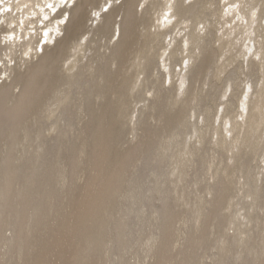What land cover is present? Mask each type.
I'll list each match as a JSON object with an SVG mask.
<instances>
[{
	"label": "bare ground",
	"instance_id": "6f19581e",
	"mask_svg": "<svg viewBox=\"0 0 264 264\" xmlns=\"http://www.w3.org/2000/svg\"><path fill=\"white\" fill-rule=\"evenodd\" d=\"M102 1L68 0L65 5L62 0H0V11L12 10L0 17L10 41L3 46L0 39V52L9 51L5 56L10 58L4 61L7 79L0 85V144L6 141L0 152V249L5 248L13 264H38L40 257L39 264H132L127 255L141 257L140 244L147 246L148 264H201L211 250L216 251L212 264H264V219L259 215L264 210V177H255L252 158L245 159L247 148L253 147L256 154L262 144L264 83L261 88L252 85L259 98H248L252 106L244 132L228 119L224 128L214 126L207 138L190 121L213 96L209 93L215 87L208 78L217 58L234 50L237 54L229 61L238 55L247 58L251 45L239 37L251 39L249 34L256 32L264 20V0H226L223 11L215 9L220 19L230 16L220 23L230 26L218 39L222 40L218 51L211 47L212 22L204 20L213 0H148L147 6L143 5L147 0H106L103 7L111 4L106 11L99 7ZM95 10L99 19L94 20L99 22L89 26ZM165 11L172 14L167 22ZM173 18L179 25L190 23L192 29L184 32L188 54L178 75L174 68L183 52L182 40L174 38L178 48L173 45L176 49L167 58L158 53L165 39L159 29ZM115 25L118 40L105 45L109 53L100 54L102 44L96 51L91 43L108 37ZM198 25H203L202 31ZM112 34L111 38L116 33ZM74 38L77 50L70 54ZM262 46L258 50L264 57ZM84 51L96 52L89 56ZM18 53L30 57L17 61ZM160 56L172 83L169 89L164 86ZM71 58L76 59L70 73L61 75L63 63ZM249 63L250 68L256 66ZM222 71L218 69V76ZM199 82L209 86L205 96ZM132 97L137 105L148 102L134 108L135 120ZM232 102L227 104L233 106ZM226 103L225 113L230 108ZM186 130L196 134V142L184 137ZM223 130L237 131L236 137L228 142ZM130 132L133 139L127 138ZM25 144L27 154L19 155ZM212 145L221 149L220 157H212ZM192 160L198 167L190 179ZM209 172L214 183L204 184ZM237 175L245 179V190L235 202ZM188 180L208 195L195 196L188 186H181ZM238 206L237 216L225 213ZM150 219L155 224L147 232ZM248 224L252 229L242 228ZM233 227L238 234L231 237Z\"/></svg>",
	"mask_w": 264,
	"mask_h": 264
},
{
	"label": "rangeland",
	"instance_id": "374dc122",
	"mask_svg": "<svg viewBox=\"0 0 264 264\" xmlns=\"http://www.w3.org/2000/svg\"><path fill=\"white\" fill-rule=\"evenodd\" d=\"M77 0H75V2H76ZM105 1L106 0H103L102 2H100L101 4L99 5V7L101 8H104V10L106 11V9L108 8L109 9V6L111 5V4H109V6L107 7V6H104L103 7V5H104V3H105ZM123 0H119V1H117L118 3L119 2H122ZM195 0H188L187 1V3H192V2H194ZM116 2V1H115ZM148 0L146 1V3L145 4H143V5H145V6H147V4H148ZM213 2V4L212 5H210V4H208L207 5V9L205 10V18L206 19H204L205 21H209V22H212V25H213V27H211L212 28V30H213V32L215 33V35H213V37H211L212 38V44H211V47L215 50V51H218L219 50V47H220V44L222 43L221 41L222 40H218L219 39V37L221 36V35H223V33H224V31L227 29V27L228 26H230V25H227V27L226 26H224L223 24H225L224 22L227 20V18L228 19H230L229 17H227V18H225L224 20L221 18H219L220 16H218V14H219V12H221V11H223L224 10V8L223 7H225L224 5H225V3L227 2L226 0L224 1V0H213L212 1ZM110 3V2H109ZM2 5V2H0V6ZM49 8V7H48ZM228 8V7H227ZM227 8H226V10H227ZM215 9H217V11H219V12H215L214 13V11H215ZM90 10V9H89ZM4 11V9H2L1 11H0V17L2 16V15H7L8 13H11V11L12 10H8L6 13H4L3 12ZM98 11L97 10H95V11H93V13H91L90 14V18L92 19V20H89V21H87L88 22V25L89 26H91L92 24L93 25H97L98 24V22L99 21H96V20H94V19H99L98 17ZM15 14H16V12H15ZM14 14V15H15ZM163 14V12L162 13H159L157 16H161ZM168 14V15H167ZM217 14V15H216ZM164 15L166 16H164V18H163V21L164 22H167L168 20H169V15H172L171 14V12H170V14H169V12H167V11H165L164 12ZM238 17L239 16H237V18L234 20V21H236L237 22V20H238ZM252 17H253V19H256L257 18V14H253L252 15ZM239 19H240V17H239ZM118 20H120V19H118ZM167 20V21H166ZM177 20H176V18H173V19H171V22L169 23V24H167L166 25V27H161L159 30H160V33H162L163 35H164V38L165 39H163L162 40V43H161V45H159V47H158V50H159V54L161 53L162 54V57L164 56V59L165 58H167L169 55H170V53H171V51L172 50H174V49H176L175 47H177L178 48V46H177V44H175L174 42H173V40H174V38L175 37H177V39H178V41H181L182 40V44H181V46H183L184 45V43H185V41L183 40V38H184V36H185V33L188 31H190V26H191V24L190 23H188V24H177V23H175ZM223 22V24H220V23H222ZM66 24V22L64 23V25ZM87 24V23H86ZM170 24H172V25H170ZM5 27V25H6V23H5V21H4V19H1L0 20V36H1V38L0 39H2V44H3V46H5L6 45V43L7 44H9L10 43V41H9V39H5V37H7V34L6 33H4V32H2V31H4V27ZM42 24L41 23H39V26H41ZM189 25V26H188ZM116 26V25H115ZM199 26V27H198ZM197 27L198 28H200V30L199 31H202L203 30V25H198ZM261 26V27H260ZM176 27V28H175ZM186 27H187V29H186ZM257 27V26H256ZM229 28V27H228ZM116 29V30H115ZM117 29H118V27L116 26V27H114V29L113 30H111L110 31V33L108 34V37H106V38H104V39H102V40H99V38L97 39V38H95V42H93V43H91V47L93 46L94 48H96V51H99V53L100 54H102V52L103 53H109V51H107V50H105V48H106V46H108V45H110V46H112L117 40H118V31H117ZM162 30V31H161ZM192 30V29H191ZM197 30V29H196ZM243 30V29H242ZM256 30V32L253 34H249V35H251V39H250V36L247 34V33H244V31H241L240 32V30L238 31V34H245V35H248L249 37H246V36H242L241 35V37H239L240 39H243V41H246V43L248 44V43H250V45L248 44H246V46H250V49H251V51L248 49L247 50V48L245 49V50H247L246 52H247V54L248 55H246L247 56V58H243V57H241V55H238L237 56V58H235V61H229V59L234 55V54H237V51L236 50H234L232 53H229V54H226V55H224V56H220V57H218L217 58V64L214 66L215 68L212 70V73H211V75L209 76V78H208V81L209 82H211V85H212V83H213V85H212V87L214 88L215 87V89H213V91H211L209 94H213V96H208V98L204 101V103H206V106H205V104L203 105L204 106V108L202 109V113L200 114V115H198V117H196V116H194V115H192L191 116V118H190V121H191V124H197L198 125V127L201 129V131L202 132H204L206 135H207V138H210V135H211V131H212V128L215 126V127H221V128H224V126H225V123H226V121L228 120V119H232V121H235V122H238L240 125H239V128H240V131L241 132H244L243 131V129L245 130V128H247V126H246V119L248 118V116H246V115H248L249 114V108H251V106H252V104L250 105V103H251V101H249L248 102V98H252V99H256V100H258V98L259 97H257L258 96V94H257V92H256V90H255V92L253 91V89L255 88V87H253L252 85H253V83H258V85H259V88H261V85L264 83V67L262 68V66H264V65H262L263 63H264V57H263V54L262 55H260V53H261V51L260 50H258V49H261L263 46L262 45H264V20L260 23H258V28H256L255 29ZM114 33H116L115 34V36H113V38H111V36L112 35H114V34H112L113 32ZM166 31H168V32H166ZM186 31V32H185ZM112 32V33H111ZM172 32V33H171ZM185 32V33H184ZM204 32V31H203ZM240 32V33H239ZM243 32V33H242ZM246 32V31H245ZM170 34H172V35H170ZM184 34V35H183ZM203 34V33H202ZM79 36H77L76 38H78L79 40H81V36H80V34H78ZM168 36V37H167ZM88 38H89V36H87ZM85 38L86 39V41L88 40V38ZM169 37H170V39H169ZM76 38H74V41H73V44L71 45L70 44V54H72L73 52H76L75 50H77V49H75V46H73V45H76V43H75V39ZM109 38H111L110 40H111V42L110 41H108V39ZM226 38V37H225ZM252 38L253 39H257L256 40V42H254V40H252ZM54 39H55V37H54ZM78 39H76L77 41H78ZM82 39H83V37H82ZM90 39V38H89ZM217 39V40H216ZM253 42H252V41ZM86 41H84V42H86ZM165 41V42H164ZM251 41V42H250ZM260 41V42H259ZM261 41L263 42V44L261 43ZM79 42H81V41H79ZM171 43V45L169 44V43ZM86 43H88V42H86ZM105 43V44H104ZM110 43V44H109ZM167 43V44H166ZM173 43V44H172ZM257 43V44H256ZM44 43H42V45H43ZM99 44H102V46H104L103 48H102V46L100 45V49H99ZM261 44V45H260ZM54 45V43H52V46ZM106 45V46H105ZM175 47H174V46ZM255 45V47L253 48V46ZM258 45H260V46H258ZM72 46H73V50L71 49L72 48ZM181 46L179 47V48H181ZM262 46V47H261ZM174 47V48H173ZM240 47V46H239ZM258 47V48H257ZM216 48V49H215ZM243 48H245V47H243ZM75 49V50H74ZM80 49V48H79ZM78 49V50H79ZM99 49V50H98ZM161 49H163V50H161ZM255 49V50H254ZM71 50H72V52H71ZM184 50L186 51V46L184 45L183 46V52H181L182 53V55H179L178 56V58H177V67H175L174 68V70H175V75H178L179 74V72L181 71V69H184L185 68V66H186V61H183V59L184 58H186V56H187V52H184ZM7 51V50H6ZM5 50H1V54H0V85L4 82V81H6V79H7V75L6 74H4L3 73V70H4V67H5V65H4V61H6V62H8L9 60H10V58L9 57H6L5 56V54L6 53H9V51H7L6 52ZM96 51H90V52H85L84 51V55H85V53H87V54H89V56L91 55H94L95 53L94 52H96ZM169 52V53H167V52ZM258 51L259 53L257 54L256 52ZM5 52V53H4ZM165 52V53H164ZM250 52V53H249ZM254 52V53H253ZM92 53H94V54H92ZM256 53V54H255ZM160 54V55H161ZM166 54H167V56H166ZM83 54H81V56H84ZM97 55V54H96ZM254 57H253V56ZM257 55V56H256ZM23 56V57H22ZM28 55H26V54H23V53H18V59H17V61H19L20 59H29V57H27ZM245 57V56H244ZM263 59V60H260V59ZM75 59L76 58H71V59H69L65 64L63 63V70H61V71H63V72H61L62 74L61 75H64V74H66V75H68L69 73H70V71H67L68 70V68H70V66L71 65H73L74 63V61H75ZM161 59V56L159 57V65H160V70H161V73H163V76H164V78H163V82H165L164 83V86L167 88V89H169L170 87H171V85H172V83H170L169 82V79L167 78L168 77V75H167V71L164 69V67H163V65H164V63H163V61H162V59ZM253 59V60H252ZM74 60V61H73ZM249 60V61H248ZM85 61V62H84ZM84 63H86V57H85V59H84ZM250 61H252L253 63H255V65L256 66H254L253 68L251 67H249L248 65L250 64L249 62ZM260 61V62H259ZM73 63V64H72ZM83 63V64H84ZM162 63H163V65H162ZM12 66L15 64V61H14V63L12 62V63H10ZM69 64V65H68ZM261 64V65H260ZM219 68H221L223 71H222V73L218 76V69ZM2 69V70H1ZM76 71V69H74L71 73H73V72H75ZM230 77H232V81H229V79H230ZM142 78H143V76H141L140 78H138L139 80H138V82H141L142 81ZM203 79V78H202ZM202 79H201V81H202ZM177 80H178V78L176 77L175 78V82H177ZM200 81V82H201ZM10 82V79H8L7 80V83H9ZM199 82V89L200 88H202V89H200L201 90V92H203L204 91V93H203V95L205 96L206 94H207V92L209 91V86L208 85H203V86H201V84L202 83H200ZM232 83H234V88L232 87L233 86V84ZM179 85L180 84H178V87H179ZM187 85H188V83L184 86V89H187ZM215 85V86H214ZM228 85H232L231 87L233 88V92L231 91V87L230 88H228ZM250 85V86H249ZM252 86V87H251ZM250 88V89H249ZM253 88V89H252ZM183 89V90H184ZM198 89V88H197ZM198 89V90H199ZM16 91V90H15ZM225 91H228V93L226 94V95H223V92H225ZM252 91V92H251ZM16 92H18V89H17V91ZM254 92V93H253ZM250 93V94H249ZM256 93V94H255ZM151 93L150 92H148V93H146V97L148 98V101H150V99H151V95H150ZM77 97H79V96H77ZM49 98V97H48ZM134 98L132 97L131 98V101H132V115H131V119L132 120H135V117L138 115V112L137 113H134L133 114V111H134V108L137 106V109H139L140 107H145L147 104H148V102H145V104H139V105H137V103L135 102L136 100L134 99ZM231 99V101L233 100L234 101V104H233V102H232V105L233 106H230L231 105V101H228V100H230ZM251 99V100H252ZM264 100V99H263ZM225 101H228L227 103H229V104H227ZM227 104V106L229 105L230 106V108H229V110L225 113L224 111V109L225 108H227L226 107V105H223V104ZM228 106V107H229ZM250 106V107H249ZM210 108V109H209ZM73 109V111H76L77 110V108L75 107H73L72 108ZM42 110V108H40L39 110H38V112L36 113V114H38L40 111ZM251 110V109H250ZM135 111H137V110H135ZM136 114V115H135ZM36 116V115H35ZM225 116H227V119H226V117ZM245 117H247V118H245ZM52 119H54V118H52ZM244 120H245V122H244ZM52 121V120H51ZM78 123V122H77ZM245 124V125H244ZM228 126V127H227ZM226 126V128H229V124ZM243 126V127H242ZM245 127V128H244ZM264 130V129H263ZM262 130V128H261V130H259L257 133H256V136L254 137L255 139L258 137L257 135H260V132L261 131H263ZM223 132H224V137L227 139V141L228 142H230L231 140H233L236 136H235V134L237 133V131H233V132H227V131H224L223 130ZM49 131H46V134L47 135H49ZM77 133V131H75L74 130V136H75V134ZM196 134L194 133V132H192V133H190V131H188V130H186L185 131V134H184V137L188 140V141H190V142H196L197 141V139H196ZM234 136V137H233ZM129 137V139H133V133L132 132H130V133H127V138ZM51 139V138H50ZM192 139V140H191ZM253 140V141H255L256 142V140ZM53 139H51V141H52ZM5 143H1L0 144V152L2 151V148L4 149L5 148V146H6V141H4ZM53 143H55V141H52ZM209 146H211V144H209ZM2 147V148H1ZM28 147H29V145L28 144H25V145H23V146H21L20 147V151H19V155H21V154H23V153H25V154H27V150L26 149H28ZM212 147H213V145H212ZM209 149L211 148V147H208ZM213 148H215V147H213ZM205 149V148H204ZM204 149H203V151H204ZM215 149H216V151L218 152V153H216V151H215ZM213 151H211V152H214V153H212V157H214L213 156V154H218L217 156L215 155V157H220L219 156V152H220V148L216 145V148H215ZM25 150H26V152H25ZM34 150V148L33 147H31V151H33ZM253 151H254V149H253V147H249V148H247V151H246V153H245V159L247 158V159H251L252 160V165H253V167H254V175H255V177H257V178H261V177H264V176H262L263 174H264V135H263V138H262V144H261V146H260V149H259V151H258V153H256V154H254L253 153ZM210 152V153H211ZM228 156H231L230 154H228ZM211 157V160H213V158ZM217 161V162H216ZM219 160H215L214 162L216 163V164H218L219 162H218ZM231 164L233 163V162H231V161H229ZM196 167H198L197 166V162L196 161H194V160H192L191 161V163H190V179L192 178V177H194L195 176V174H196ZM261 173V174H260ZM263 173V174H262ZM241 175H237V185H236V188H235V190H234V192H233V195L235 196V195H237V197L235 198V202H237L240 198L242 199L243 198V193H244V190H245V186L243 185V183H245V179L242 177ZM189 179V180H190ZM185 181V182H183V183H181V186H188V191L189 192H192L195 196L197 195V196H207L208 194V192H207V190H205V189H203V188H201V187H199L198 185H195L194 183H190V181ZM80 183H83L84 182V178L82 179V180H80L79 181ZM211 183V184H213L214 183V180L212 179V176H211V173L209 172V173H207L205 176H204V184H206V183ZM61 185H62V183H61ZM263 188H264V184H263ZM180 189V188H179ZM178 189V190H179ZM193 195V196H194ZM208 198L210 199L211 198V196L209 195L208 196ZM186 207V205L184 204L183 205V207L182 208H185ZM241 208V206H238V207H236L234 210H233V207H231V208H229V209H227V210H225V213H227L228 215H232V216H237V214H236V211L237 210H239ZM240 215H241V213H239ZM259 215L260 216H262L263 217V219H264V210H261L260 212H259ZM153 220V221H152ZM150 219V221H148L147 223V226H146V230H147V232H149V231H151L152 229H153V227H154V224H155V222H154V219ZM240 220L241 221H243V218H240ZM179 226H181L180 224H179ZM252 227H253V225L252 224H248V225H244V226H242V228L243 229H252ZM230 236L231 237H234L235 235H237L238 234V229L237 228H232L230 231ZM11 231L10 230H8L7 232H6V234L7 235H11ZM138 249H139V251H140V253L142 254H140L141 255V257L139 256V258L137 257V256H135L134 255V253H130V254H128L127 255V258H128V260H129V262L131 261V263L132 264H141L142 262V264H148L151 260H150V258H146L145 257V251H146V249H147V246H146V244H140L139 246H138ZM6 250H5V248H1L0 249V264H13V260L6 254V252H5ZM216 251L215 250H211L210 252H209V254H207V256L205 257V259H203V261H202V263L201 264H212V261H213V259H212V256H214V253H215ZM214 258V257H213ZM142 259H144V260H142ZM42 260V258L40 257L39 258V262H38V264L40 263V261ZM54 260V259H53ZM44 261H45V258H44ZM142 261V262H141ZM141 262V263H140ZM145 262V263H144ZM33 264V263H32Z\"/></svg>",
	"mask_w": 264,
	"mask_h": 264
},
{
	"label": "snow or ice",
	"instance_id": "6c2138e0",
	"mask_svg": "<svg viewBox=\"0 0 264 264\" xmlns=\"http://www.w3.org/2000/svg\"><path fill=\"white\" fill-rule=\"evenodd\" d=\"M62 3L65 4V5H67V4H68V0H62ZM74 3H75V0H73V4H74ZM48 7L51 8V7H53V6H52L51 4H49ZM45 35H47V33H46Z\"/></svg>",
	"mask_w": 264,
	"mask_h": 264
}]
</instances>
